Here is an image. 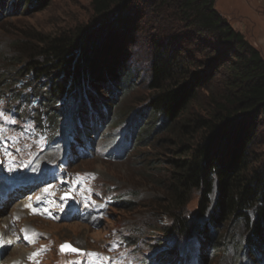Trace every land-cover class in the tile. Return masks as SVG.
<instances>
[{
    "label": "trees",
    "instance_id": "16d2710c",
    "mask_svg": "<svg viewBox=\"0 0 264 264\" xmlns=\"http://www.w3.org/2000/svg\"><path fill=\"white\" fill-rule=\"evenodd\" d=\"M51 1L0 0V18L42 8ZM132 1L91 0L95 19L87 25L52 36L37 35L35 45L25 41L26 59L21 63L25 73L15 78L21 71L11 66L10 76H0V95L10 94L6 104L18 101L15 109L20 118L26 116L25 106L37 101L27 117L38 130H51L53 136L48 134L46 142L56 139L57 125L67 117V141L72 148L77 142L83 147L94 144L101 130L98 121L109 127L124 122V116L116 112L117 94H126L141 81L131 83L137 61L131 55L133 48H144L146 59H141L144 65L138 63L137 69L147 90L142 113L159 120L156 131L164 130L166 144V193L157 206L165 210L171 224L162 227V232L184 238L200 233L207 238L204 246L215 252L220 248L215 244H222L220 234L215 238L216 229L242 220L246 234L239 254L244 251L249 260L262 264L264 165L255 159L253 149L257 124L264 116V58L215 9L214 0H150L152 5H172L176 30L191 40L172 39L171 31H160L161 35H149L140 42L132 35L141 33L139 25L129 29L119 19L122 11L131 9ZM115 7L116 12H111ZM202 36L210 37L208 44ZM23 77L27 79L21 89L30 88L25 95L11 86ZM69 101L72 106L66 111ZM133 117H127L117 146L133 133L142 135L133 143L147 141L148 128L138 129L131 122ZM214 187L215 203L209 211ZM194 195L196 209L186 215ZM124 204L115 202L120 208Z\"/></svg>",
    "mask_w": 264,
    "mask_h": 264
},
{
    "label": "rangeland",
    "instance_id": "374dc122",
    "mask_svg": "<svg viewBox=\"0 0 264 264\" xmlns=\"http://www.w3.org/2000/svg\"><path fill=\"white\" fill-rule=\"evenodd\" d=\"M90 1L53 0L42 8L13 14L8 12L4 17L1 16L0 76H10L13 65L21 71L15 78L25 73L21 70V63L26 59L23 53L25 41L37 44L34 38L37 35H56L61 31L85 26L95 19ZM129 5L131 9L122 11L119 19L129 29L134 24L139 25L137 31L141 33H132L134 39L141 42L149 35L158 36L161 35L160 31H171L169 36L172 39L181 37L185 42L191 40L188 34H179L176 30L178 21L174 18L176 9L172 5H152L150 0H133ZM214 7L264 58V0H214ZM116 10L115 7L111 12L115 13ZM202 37L206 38L208 44L210 37ZM197 42L199 39L195 40ZM143 49L135 47L131 55L137 60L131 83L137 79L141 81L126 94H117L116 112L124 116V122L115 127L100 123L101 130L94 144L85 145L84 149L79 142L73 149L72 144L64 142L68 132L67 117L57 125L60 127L58 137L44 146V138L53 134L38 130L36 122L29 118L37 101H32V98V102L25 106L26 116L20 118L15 109L18 101L13 100L12 104L5 105L10 94L5 97L4 91L0 95V189L14 184L24 187L21 197L0 206V244L3 246L0 264H69L70 260H74L73 264H92L85 256L89 250L109 259L110 264H125L124 258H128L127 264H177L175 257L165 255L162 250L165 253L184 252L186 247L178 246L189 238L166 236L161 230L171 224L165 210L157 206L166 193V144L163 140L164 130L156 131L159 120L146 111L142 113L147 90L137 69L138 63L142 67L144 65L141 59H146ZM184 49V52L192 53ZM15 57L19 60L13 61ZM18 79L11 86L16 88L15 92L20 91L25 95L30 88L25 86L21 89V86L25 85L27 77ZM71 106L72 102H67L66 111ZM130 114L136 115L135 121L131 122L137 124L138 129L148 128L144 134L147 141L133 143L141 135L135 136L133 133V137L129 135L130 143L125 141L117 146L114 143L123 138V127L127 125ZM40 117L44 119L43 115ZM253 152L260 165H264V116L257 124ZM7 164L21 168L5 171ZM68 193L69 199L61 197ZM117 195L125 202V208L109 202ZM215 196L214 187L209 195V211L214 206ZM26 198L37 208L35 212L30 207L17 210ZM192 199L186 207V215L196 209V195ZM197 221L201 222V219ZM244 227L242 220H231L216 229L215 238L220 234L218 239H222V244H215L220 247L215 252H208L204 246L196 248L201 239L207 240L200 233L195 235L197 241H192L187 249L191 250L192 255L201 251L202 264H252L240 259L238 254L241 239L246 234ZM129 232L133 236L137 234L138 239L130 247L131 250L124 254L123 236ZM32 241L35 243L32 244ZM62 242L80 249L83 254L76 253L75 259L63 253L59 249ZM14 249L19 251L12 252ZM16 258V262H11Z\"/></svg>",
    "mask_w": 264,
    "mask_h": 264
},
{
    "label": "bare ground",
    "instance_id": "6f19581e",
    "mask_svg": "<svg viewBox=\"0 0 264 264\" xmlns=\"http://www.w3.org/2000/svg\"><path fill=\"white\" fill-rule=\"evenodd\" d=\"M103 122L104 121H98V124H99V127H98V129L100 130V127H101V124H103ZM101 123V124H100ZM81 145V144H80ZM82 150V149H81ZM16 184H14V185H8V186H6V187H2L1 189H0V198L1 197H3V196H5V194L7 193V192H9V190L12 188V187H14ZM72 187V186H71ZM21 192H24V191H21ZM11 194V193H10ZM21 195L22 194H20V193H16V195H15V197H17V196H20L21 197ZM9 199H10V197H9ZM9 201H7V202H2V204H5L6 205V203H8ZM33 202L30 200V199H28V198H26L25 199V201L23 202V203H21V206L19 207L18 206V208H17V210H25V209H29V207H25V205H31ZM32 207H31V210L33 211V208L34 209H36L37 210V208L35 207V206H33V205H31ZM137 236V235H136ZM138 237V236H137ZM4 245H6L5 243H4ZM7 246V245H6ZM130 246H131V242L128 240V238L124 235L123 236V248H124V250L126 251V250H128L129 248H130ZM154 247V246H153ZM158 248V247H157ZM165 249V248H164ZM19 251V249H14L12 252H18ZM178 254H179V252H177ZM18 260V258H16V259H13V260H11V262H16ZM203 261V259L202 258H199L198 259V262H202Z\"/></svg>",
    "mask_w": 264,
    "mask_h": 264
},
{
    "label": "snow or ice",
    "instance_id": "6c2138e0",
    "mask_svg": "<svg viewBox=\"0 0 264 264\" xmlns=\"http://www.w3.org/2000/svg\"><path fill=\"white\" fill-rule=\"evenodd\" d=\"M45 191H48V190L45 189ZM25 207H30L31 208L32 206L31 205H25ZM35 211H36V209L33 208V212H35ZM65 250H70L72 252H79L80 251L79 249L72 248L71 245H61V251H65Z\"/></svg>",
    "mask_w": 264,
    "mask_h": 264
}]
</instances>
